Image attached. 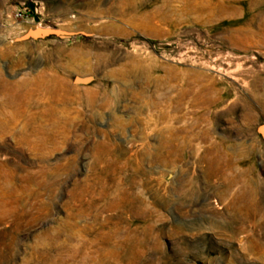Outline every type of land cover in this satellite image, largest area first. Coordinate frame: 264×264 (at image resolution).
I'll return each instance as SVG.
<instances>
[{
	"label": "rangeland",
	"instance_id": "rangeland-1",
	"mask_svg": "<svg viewBox=\"0 0 264 264\" xmlns=\"http://www.w3.org/2000/svg\"><path fill=\"white\" fill-rule=\"evenodd\" d=\"M222 1L0 0V264H264V0Z\"/></svg>",
	"mask_w": 264,
	"mask_h": 264
},
{
	"label": "bare ground",
	"instance_id": "bare-ground-1",
	"mask_svg": "<svg viewBox=\"0 0 264 264\" xmlns=\"http://www.w3.org/2000/svg\"><path fill=\"white\" fill-rule=\"evenodd\" d=\"M232 1L233 0H225V1H222V4H220V10H221V12H226L228 9H230V10H232L234 13L236 12V7L232 4ZM262 23H263V25H264V18H263V20H262ZM9 90V89H8ZM11 90V89H10ZM12 91V90H11ZM12 95V94H11ZM10 97H12V96H10ZM13 99V98H12ZM73 238V237H72ZM77 239V238H76ZM75 240V239H74ZM78 240V239H77ZM77 240H75L76 241V244H77ZM72 241V240H71ZM83 242H85V241H83ZM90 243V242H89ZM75 244V245H76ZM91 244V243H90ZM80 245V244H79ZM79 245H76V246H79ZM75 249V248H74Z\"/></svg>",
	"mask_w": 264,
	"mask_h": 264
},
{
	"label": "water",
	"instance_id": "water-1",
	"mask_svg": "<svg viewBox=\"0 0 264 264\" xmlns=\"http://www.w3.org/2000/svg\"><path fill=\"white\" fill-rule=\"evenodd\" d=\"M41 33H56V30L46 29V28H38V29L32 31L33 35H39Z\"/></svg>",
	"mask_w": 264,
	"mask_h": 264
}]
</instances>
